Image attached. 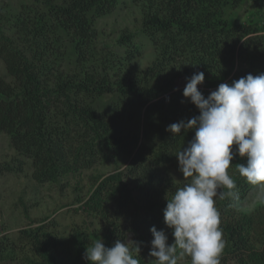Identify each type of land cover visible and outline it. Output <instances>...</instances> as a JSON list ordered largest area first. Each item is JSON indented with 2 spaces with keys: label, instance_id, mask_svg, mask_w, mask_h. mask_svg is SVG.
Returning <instances> with one entry per match:
<instances>
[{
  "label": "trees",
  "instance_id": "1",
  "mask_svg": "<svg viewBox=\"0 0 264 264\" xmlns=\"http://www.w3.org/2000/svg\"><path fill=\"white\" fill-rule=\"evenodd\" d=\"M34 1V7L24 6L11 23L8 22V29L3 27L0 15V60L7 75V78L0 76V133L9 136L18 155L31 161L32 178L38 183L89 169L111 157L132 155L126 175L133 176L139 186L137 191L143 197L141 207L133 197L135 188H129L125 180L128 176L115 171L95 182L93 192L81 208L96 212L106 220L109 215L130 218L135 215L132 208L135 212L142 209L144 225L164 226L166 206L152 210L157 205V197L162 195L156 185L159 181L162 183L160 176L168 172L179 148L188 144L194 135V131L185 133L183 130L174 135L166 128L199 115L195 108L192 117L190 112L183 113V105L188 101L180 97L181 93L173 91L175 81L204 72L202 86L212 89L215 85L206 79L209 78L207 72L221 66L224 67L222 72L219 70V74L210 79L229 78L227 83L231 84L248 74L264 73V24L237 22L234 13L240 10L243 0H155L159 1L158 10L145 15L142 32L157 48L158 58L143 76L112 81L107 74L99 73L94 64L87 63L92 51L90 44L95 39L88 14L111 10L117 0ZM228 6L233 11L226 19L224 8ZM61 35L73 45L75 60L71 65L58 60ZM124 40L131 42L129 37L119 41ZM135 50V47L129 49V58L137 53ZM182 54L190 55L185 66L174 70L170 65ZM236 58L243 66L235 70ZM106 94H116L123 102L128 101L132 111L122 113L118 105L107 114L98 111L92 102ZM168 100L176 107L167 108ZM142 110L149 132L152 129L158 135L155 153L139 142L135 121ZM123 120L132 123L131 127ZM234 158L231 178L236 187L223 188V198L217 199L222 216L229 215L230 204L233 211L237 210L239 200L251 186L237 171V165L246 164V158H238V155ZM130 224L139 235L137 225L133 221ZM55 226L51 222L20 231L19 240L29 246L31 256L26 259L29 264H66L60 251L64 242L57 239V234L48 232ZM110 226L116 228L113 223ZM219 227L229 243L223 253L236 254L239 264H264V246L262 250L255 248L252 218L240 215L235 223L220 220ZM107 229L103 243L111 247L114 233ZM75 244L79 254H83L88 245L81 238ZM4 251V247H0V258H4ZM80 264H84L83 260Z\"/></svg>",
  "mask_w": 264,
  "mask_h": 264
},
{
  "label": "rangeland",
  "instance_id": "2",
  "mask_svg": "<svg viewBox=\"0 0 264 264\" xmlns=\"http://www.w3.org/2000/svg\"><path fill=\"white\" fill-rule=\"evenodd\" d=\"M116 2L111 10L102 13L96 10L88 14L92 30L95 33V39L90 44V50L93 52L91 51L87 63L88 65L94 64L92 66L99 73L107 74L112 81L138 78L143 76V72L149 69L152 62L158 58L157 48L152 40L142 32V22L148 12L158 10L159 1L117 0ZM34 3V0H0V15L2 16L3 27L8 29V22L11 23L13 17L19 14L24 6L34 7ZM241 5L240 10L234 13L238 23L258 26L264 24V0H243ZM232 11L229 6L224 8V17L228 19ZM7 33L9 32L7 31ZM126 37L131 40L129 44L126 40H124L125 42L119 41ZM59 46L58 60L63 61L64 65L67 63L73 64L75 60L73 45L65 35H61ZM131 47H135L137 53L129 58L127 52ZM60 54L62 55L60 56ZM188 55L190 54H182L170 66L174 70L181 65L185 66ZM241 65L243 66L240 59L236 58L234 69H239ZM223 68L221 66L220 69L207 72L209 78L206 79L215 85L212 89L202 85L198 86L205 98L212 91H215L220 83H227L229 78L222 81L216 78L210 79L213 75H218L219 70L221 73ZM0 76L7 78L1 60ZM187 78L189 77L177 78L173 91L182 94ZM148 84H150V81ZM92 103L98 111L106 114L116 105L120 107L122 113L132 111L128 101L123 102L116 94L103 95ZM165 105L169 109L176 107L172 100H168ZM194 108L189 102L184 103L183 113L190 112L192 117L193 113L191 112L194 111ZM126 120H123L125 125L130 124L131 127L132 123ZM135 124L139 129V142L145 143L144 148L155 153L157 145H159L158 135L151 129V132H154L152 134L148 129L150 127H146L144 110L140 112ZM145 131H147V135ZM185 146L187 144H183L179 151ZM233 152H235V146H233ZM131 159L132 155L111 157L104 161H98L89 169L65 174L52 181L38 183L32 178L31 161L18 155L11 146L9 136L0 133V247L5 249L4 258H0V264H29L26 260L31 256L28 250L29 246L24 240H19V237H21L20 231L51 222L55 223L56 226L52 230L49 229L48 232L54 233V236L57 234V239L64 242L60 247V251L66 264H80L82 260L84 264H88V261L83 258L85 250L83 254L77 252L76 240L79 238L84 239L88 244L85 245L86 249L99 238L103 241L104 235L108 233L107 227L110 229L109 231L114 233L112 238L114 243L117 239H130L137 242L140 247L139 256L134 251L133 255L137 256L140 264H152V258L148 255L152 240L151 228L143 223L145 214L142 209L137 210V212L133 208L131 209L135 215L129 216L133 219L128 218V215H109L106 220L104 216L96 212H88L81 208V205L87 201L93 192L95 182L98 183L115 171H122L125 177L128 176L125 180H128L129 188H135L133 189L135 191L133 197L140 208L143 197L137 191L139 186H136L133 176L126 175L128 168L131 167ZM233 161L230 162V167L227 170L230 177ZM167 171L163 172V176H160L162 183L159 181L156 185V189L162 191V195L157 197V205L153 207V212L159 207H165L166 199H170L176 188L187 183L186 179L183 180L182 173L178 171L176 157L169 164ZM223 188L221 186L218 191L222 192ZM247 188L241 200H239L237 210L233 211V206L230 204V209L227 210L229 215L222 216L220 214L217 206L219 196L215 198V207L218 209L220 220L223 221L235 223L240 215L252 218V233L256 236L255 248L256 250H262L261 248L264 246V186L251 185ZM102 206L103 202L100 203L99 207ZM131 221L137 225L139 235H136L135 228L130 224ZM111 223L116 226L115 229H112ZM156 229L165 231L169 245L174 242L173 236H170L171 232H166L165 226L156 227ZM222 239L225 242L224 248H227L229 244L227 243V237L222 235ZM224 248L219 257L220 264H239V261L235 258L236 254L223 253ZM180 264H188V261H182Z\"/></svg>",
  "mask_w": 264,
  "mask_h": 264
},
{
  "label": "clouds",
  "instance_id": "3",
  "mask_svg": "<svg viewBox=\"0 0 264 264\" xmlns=\"http://www.w3.org/2000/svg\"><path fill=\"white\" fill-rule=\"evenodd\" d=\"M204 79V72L194 73L182 93L199 115L166 128L174 135L182 130L194 135L176 153L178 171L187 183L166 199L163 210L164 226L174 242L169 245L165 231L153 226L148 253L152 264H220L225 242L215 198H223L221 186L236 187L227 171L235 155L246 158V164L237 165L240 177L264 186V73L220 83L207 98L198 88ZM133 251L139 256V244L130 239L105 247L99 238L85 249L83 258L88 264H140Z\"/></svg>",
  "mask_w": 264,
  "mask_h": 264
}]
</instances>
